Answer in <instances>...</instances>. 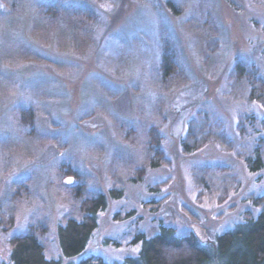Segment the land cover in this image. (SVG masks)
<instances>
[{
	"label": "rangeland",
	"instance_id": "obj_1",
	"mask_svg": "<svg viewBox=\"0 0 264 264\" xmlns=\"http://www.w3.org/2000/svg\"><path fill=\"white\" fill-rule=\"evenodd\" d=\"M52 2L90 7V33L74 32L66 7L40 18ZM164 45L179 65L168 77ZM238 62L264 73V0H0V264L29 230L62 259L58 227L81 217L77 183L104 193L107 209L85 253L63 264L123 263L139 253L137 235L161 226L185 238L198 225L212 239L256 217L264 168L246 161L264 139V97L250 101ZM244 116L256 123L249 137ZM198 123L214 141L185 152ZM150 126L165 154L157 167Z\"/></svg>",
	"mask_w": 264,
	"mask_h": 264
},
{
	"label": "trees",
	"instance_id": "obj_2",
	"mask_svg": "<svg viewBox=\"0 0 264 264\" xmlns=\"http://www.w3.org/2000/svg\"><path fill=\"white\" fill-rule=\"evenodd\" d=\"M63 7L68 9L72 19H74L72 21L76 25L74 32L80 35L89 34L90 28H84L85 24L92 23L96 18L90 7L75 4L66 6L62 3L52 2L50 5L38 8L39 16L51 21ZM41 10L45 14H42ZM176 60L177 55L172 48L169 45H164L158 72L165 77L172 76L179 68ZM261 73H248L247 67L242 62H238L234 66V74L237 77H245L249 83L248 96L250 101L260 100L264 97V73ZM28 111L31 112L30 117H27ZM34 112V109L24 108L20 110L24 124L32 125ZM26 117L30 119L26 121ZM253 119V116L242 117L241 122H239L241 129L238 127V131L244 132V135L249 137L250 133L247 129L256 125ZM202 125L198 123L193 125L195 127L188 128L181 144L185 152L199 149L207 141H214V139L205 140L203 137L205 135L204 125ZM154 128L153 126L148 128V136L152 138L150 144L155 150L153 156L156 155V159L159 160L156 161L154 158L151 165L157 167L158 164L155 162L166 160L159 140L154 135L152 136V132L158 133ZM253 142H257L256 150L254 149V159L247 157L249 160L246 163L249 170L255 172L264 168V139L253 140ZM66 171L72 173L76 178L81 176L75 170ZM70 185L72 186L73 182ZM71 189H73L71 193L74 198H80L78 211L81 217L70 216L63 225L58 227V242L61 257L64 260H71L85 253L93 233L98 227V215L107 209L106 195L89 190L86 182L80 185L77 183ZM111 194L116 199L124 196L121 190H111ZM259 203L261 204V211L256 217L248 219L232 230L212 239L208 237L205 243L200 242L195 234L179 238L173 228L166 226H161L159 234L150 238L139 234L134 241V243L140 244L139 253L134 257L126 258L123 263L116 264H264V195L259 198ZM62 259L48 258L44 246L34 231L29 230L11 241L10 261L12 264H63ZM95 260L90 257L80 261L79 264H105L100 258L94 262Z\"/></svg>",
	"mask_w": 264,
	"mask_h": 264
},
{
	"label": "water",
	"instance_id": "obj_3",
	"mask_svg": "<svg viewBox=\"0 0 264 264\" xmlns=\"http://www.w3.org/2000/svg\"><path fill=\"white\" fill-rule=\"evenodd\" d=\"M193 233L199 239L200 242L205 243L208 240L207 233L204 229L200 228L198 225L192 226Z\"/></svg>",
	"mask_w": 264,
	"mask_h": 264
},
{
	"label": "snow or ice",
	"instance_id": "obj_4",
	"mask_svg": "<svg viewBox=\"0 0 264 264\" xmlns=\"http://www.w3.org/2000/svg\"><path fill=\"white\" fill-rule=\"evenodd\" d=\"M68 183H72L71 179H69Z\"/></svg>",
	"mask_w": 264,
	"mask_h": 264
}]
</instances>
